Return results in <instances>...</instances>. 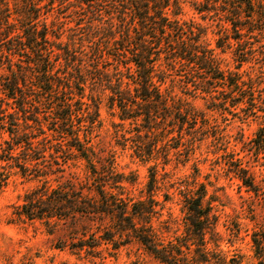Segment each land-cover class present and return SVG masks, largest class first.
I'll return each mask as SVG.
<instances>
[{
	"label": "trees",
	"instance_id": "1",
	"mask_svg": "<svg viewBox=\"0 0 264 264\" xmlns=\"http://www.w3.org/2000/svg\"><path fill=\"white\" fill-rule=\"evenodd\" d=\"M104 1L92 0L98 11L99 2ZM39 2L0 0V59L4 58L7 71L0 75V128L9 137L4 140L0 160H12V166L23 175L34 171L32 177L40 181L13 211L15 219L44 224L70 220L73 227L83 229V237L89 233L92 240L86 244L81 239L71 247L111 244L118 248L134 241L157 264H239L237 257L228 256L220 246L213 207L209 200L204 201L203 184L196 183L195 190L182 192L183 230L170 233L167 222H153L162 209L154 197L155 169H149L145 198L128 196L125 184L134 180L117 172L114 152L104 154V149L96 148L91 133L100 124L101 100L96 92L100 90L101 94L107 92L106 104L120 120L118 126L126 122L131 127L129 138L120 135L123 142H131L137 157L154 159L155 153L161 152L166 162L171 149L188 142L191 146L192 138L185 143L183 135L194 133L197 124L206 119L186 99L161 87L171 75L190 84V91L208 96L211 107H238L245 117L254 116L264 97L255 82L245 80L238 71L250 47L234 52L235 71L223 69L214 49L202 41L199 26L167 14L171 6L172 15L177 14L179 0H110L109 9L104 11V39L94 43L85 62L50 40L45 18H39L43 14ZM87 6L91 7V2ZM192 6L227 25H220L223 33L215 39L216 48L230 47L229 39L238 43L241 36L264 34V0H197ZM50 9L47 6L44 13ZM60 57L66 67L63 71ZM87 83L89 90H95L89 103L82 101ZM31 108L34 116L29 117L26 113ZM29 120L36 127L32 128ZM164 139L166 142L159 144ZM168 140L174 143L169 146ZM251 141L254 154H263L264 129L259 128ZM16 147L24 154L21 159L13 153ZM47 149L52 150L47 153L52 164L45 172L39 161L44 160ZM262 159L264 165V155ZM68 161L72 166L74 161H82L85 177L70 172L50 184L45 177L62 174ZM231 169L248 190L257 192L246 167L234 163ZM6 179L7 171L0 167V190ZM252 242L256 264H264V236L254 233Z\"/></svg>",
	"mask_w": 264,
	"mask_h": 264
},
{
	"label": "rangeland",
	"instance_id": "2",
	"mask_svg": "<svg viewBox=\"0 0 264 264\" xmlns=\"http://www.w3.org/2000/svg\"><path fill=\"white\" fill-rule=\"evenodd\" d=\"M194 1L197 0H179L176 15H172V6L166 12L171 18L199 26L202 29V41L214 49V54L223 69L235 71L234 52L238 48L249 46L251 50L248 58L238 71L242 72V78L245 80L252 79L264 97V34L253 32L250 38L241 36L238 43L229 39L228 48H216L215 39L223 33L221 26L227 25L209 14L197 12L192 6ZM87 2H91V7L87 6ZM93 2L92 0L39 2V5L43 6L41 9L43 14L39 18H45L43 20L50 30L48 35L50 40L65 46L85 62L93 53L94 43L104 39L106 32L104 23L107 19L104 11L110 7V0L99 2L101 10L98 11ZM47 6L51 9L44 13ZM76 62L77 60L74 64ZM59 64L63 71L65 63L62 57L59 58ZM5 66L4 58L0 59V75L7 74ZM161 87L172 90L177 96L186 99L197 110L203 112L206 122L198 123L199 127L194 133L183 135L185 143L192 138L191 146L188 142L187 146L180 144L178 148L171 149L166 162L162 159L161 152H156L154 159L137 157L131 142L128 140L123 142L120 135L123 133L125 138H129L132 134L131 127L126 122L123 127L118 126L120 120L116 117L115 111L106 104L107 92L101 94L100 90L96 91L101 100L98 105L100 124L91 133L92 144L98 149H104V154L109 150L114 152L117 172L134 180L133 184H125L128 196L134 199L145 198L149 169L152 167L155 169L154 197L162 209L159 211L160 214L153 218V222L155 225L167 222L170 233L174 229H177L178 233L183 230L182 192L188 189L195 190L196 183L203 184L206 190L204 201L209 200L212 204L215 229L220 237L221 248L228 256L237 257L239 264H256L252 236L254 233L264 236V165H262L264 153L254 154L251 140L259 128L264 129V100L257 104L254 116L245 117L242 111L239 112L238 107L229 106L225 110L211 107V99L208 96L199 91L195 93L190 91L192 88L190 84L185 85L178 76H169ZM91 94L94 95L95 90H89L87 83L82 101L89 103L88 98ZM0 97H3L1 91ZM8 110L12 112L11 109ZM26 114L29 117L34 116V109L31 108ZM37 116L41 118V114ZM21 120L19 119V122ZM28 123L32 128L36 127L31 120ZM42 127L46 129L44 122ZM44 131L45 134H52ZM8 138L7 133L0 128V153L6 146L4 140ZM168 138L170 135L166 137ZM163 142H166L165 139L159 144ZM167 143L171 146L174 141L168 140ZM48 152L52 150L47 149L44 160L39 161L45 172L51 163ZM13 153L18 159L24 156L20 147L14 148ZM13 163L12 160H0V167L7 171L6 183L0 190V264H157L134 241L118 248L111 244L71 247V244L81 239L86 240V244H90L92 240L89 233L83 237L81 234L83 229L73 227L70 220H50L48 224L39 220H16L13 211L22 203L25 193L40 184V181L39 178L32 177L31 173L34 171L28 170L30 174L26 172L23 175L18 168L12 166ZM234 163H240V166L248 169L258 188L257 192L248 190L236 177L231 169ZM73 164L74 166L68 161L63 166L62 174L54 172L45 178L52 185L56 180L68 177L70 172L83 179L85 177L83 162L74 161ZM54 169L55 165H52L51 170ZM60 175H63L62 178ZM122 197H125V194H122ZM90 226L94 228L96 225Z\"/></svg>",
	"mask_w": 264,
	"mask_h": 264
}]
</instances>
